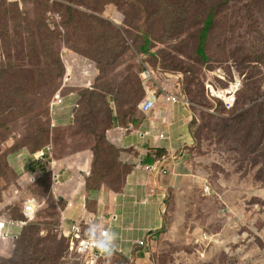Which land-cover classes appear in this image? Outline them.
Instances as JSON below:
<instances>
[{"label": "rangeland", "instance_id": "obj_1", "mask_svg": "<svg viewBox=\"0 0 264 264\" xmlns=\"http://www.w3.org/2000/svg\"><path fill=\"white\" fill-rule=\"evenodd\" d=\"M104 1L109 0H0V22L6 27L0 34V57L3 62L9 57L11 65V71L0 76V220L5 223L0 257L6 256L22 229L24 233L34 227L36 235L28 232L27 237L58 252L53 264H86L84 258L79 257L80 263L63 250L68 234L59 229L67 201L57 198L56 190L65 186V169L56 164L77 153L85 156L94 146L92 134L75 123L79 108L72 98L80 100L86 87L97 86L100 92L104 84L138 74L136 61L141 60L153 77V85H144V92L158 89L156 82L191 111L192 143L184 148L188 169L186 175H171L165 207L160 202L164 225L151 234L149 246L132 245L130 253L123 250L120 258H113L115 254L98 263L264 264V137L254 113L258 106H253L264 104V0H141L146 12L139 11L135 0L103 6ZM70 11L74 20L66 27L62 22ZM209 18L201 55L200 30ZM93 30L106 31L103 49L118 50L120 43L123 50L117 59L120 65L106 68L105 77L89 56ZM57 61L60 80L51 77L58 70ZM237 82L236 104L228 110L222 98ZM112 97L108 100L113 108ZM245 110L241 131L247 126L253 130L244 132L251 134V143L234 128H226ZM131 114L140 121L145 117L138 108ZM118 117L113 108L112 127L128 128ZM36 134L42 147H51L55 168L35 158V152L29 154L32 147L26 136ZM17 154L24 158L23 172L15 167L19 161L8 162ZM105 158L109 164L114 159L122 179L123 169L134 166L130 160L120 161L119 153ZM206 185L210 194L203 191ZM101 187L109 190L101 185L93 191ZM27 199L38 206L32 221L21 213ZM87 200L84 217L98 222L97 207Z\"/></svg>", "mask_w": 264, "mask_h": 264}, {"label": "crops", "instance_id": "obj_2", "mask_svg": "<svg viewBox=\"0 0 264 264\" xmlns=\"http://www.w3.org/2000/svg\"><path fill=\"white\" fill-rule=\"evenodd\" d=\"M152 79V76L150 79H143L144 85L151 83ZM155 86L157 87L156 84ZM148 92L157 97V106L153 112L142 113L145 117L139 124L126 122L128 128L115 126L106 133L110 144L119 150V160H130L134 165L133 170L126 176L120 192L115 193L104 187L95 192L85 188L91 162L90 155L78 157L69 164L63 165L60 162L56 164L65 169L62 172L65 186L61 185L56 190L57 198H62L64 202L68 198L73 204L64 213L63 218L66 222L87 221L84 217L85 200L91 199L97 207L95 218L97 220L100 218L98 222L94 221L95 225L108 227L117 233L118 247L129 253L134 241L142 239L145 235L151 237L153 232H158L163 227V209L160 202H163L165 207L167 202L165 197L173 185L171 175H186L188 165L185 161L184 148L192 143L188 129L192 120L191 111L180 100L170 101L168 96L159 93L156 88ZM124 149H130V152H123ZM156 150L164 152L161 156L163 158L156 159L148 165L154 166V171H146L144 166L147 165L143 163V159L147 153ZM13 157L12 161L9 158V162L17 160L20 162L17 166L23 169L24 158L19 154ZM160 164H162L160 168L168 170L166 176L155 171Z\"/></svg>", "mask_w": 264, "mask_h": 264}, {"label": "trees", "instance_id": "obj_3", "mask_svg": "<svg viewBox=\"0 0 264 264\" xmlns=\"http://www.w3.org/2000/svg\"><path fill=\"white\" fill-rule=\"evenodd\" d=\"M137 8L141 12H146L148 8L145 7L141 0H135ZM115 0H109L104 1L102 3L103 6L114 4ZM13 14L19 15L21 18V13L18 11L13 12ZM74 20L73 12L70 11L68 13V17L63 20V24L66 25V27L71 24V22ZM211 24V18H209L205 24L202 26L200 30V46L198 47V51L201 55H203V41L204 37L208 33L209 26ZM3 28H6L2 22H0V34L3 33ZM93 33H89L91 36V39L89 40L92 48L91 53L89 54L91 59H94L96 61L97 65L100 66V77H105L106 74H103L105 69L108 67H116L119 66V62L117 59L123 55V50L120 48V43H117L119 45V49L115 50V46L113 47V51L109 48V51L106 50V48L103 49L102 46H104V42L106 41V34L105 30L100 31H90ZM60 33H55V37L59 35ZM143 39H149L150 37L147 35L142 36ZM118 41V39H114ZM0 41H2V37H0ZM148 41L145 40V43ZM32 50H36V46H32ZM146 51V49H145ZM110 54L109 56H102L103 53ZM6 57V61L3 62L0 57V76L2 75V72L4 70L11 71V65H10V58ZM133 57H136L134 54ZM135 59V58H134ZM136 61V60H135ZM141 60H137V71L138 74L136 75H127L123 77L121 82L112 83V84H104L101 86L100 92H98L97 86H90L86 87L84 91L80 95V100L72 98L74 101V104H76V107L79 108V115L75 117V123L78 124L79 128L84 133H91L94 137V146L93 151L85 153L87 155L91 156V162L89 166V173L86 177L85 181V188L87 190H94L96 188H99V186L103 185L107 188H109L112 192H120L124 186L125 178L130 172L133 170L134 166H128V168L123 169V179L120 178L119 173H117V165H114V159H110V163L107 162L108 158H105L106 155H112L113 153L118 154L119 150H117L106 138V133L112 129V109L115 108L116 111L119 112L118 122L123 123L125 122H134L135 125L139 124L141 121L135 117L133 114H131L134 110H136L138 103L143 99L145 96L144 92V83L140 78V75L147 70V68L143 67L141 65ZM57 72H53L51 77L53 79L60 80L61 75L59 73V70L61 69L60 61H57ZM36 65V64H35ZM37 76V75H36ZM35 76L36 81H39L41 77L38 75ZM132 78L135 79V83H132ZM16 82L18 80L15 78ZM93 83V82H92ZM91 85V84H90ZM32 91L37 90V88L31 89ZM102 92V93H101ZM111 92V93H110ZM112 97V103L113 108L110 106V101L108 100V96ZM226 98V97H223ZM77 101L79 103H77ZM128 104V105H127ZM130 104V105H129ZM258 106L254 107V113L257 112L256 119L260 122V125L262 126L261 134L264 137V104H258L253 105ZM125 109L126 112L123 110ZM140 112V111H139ZM246 112V113H244ZM241 114L235 118L237 120L236 124L233 126H229L226 128H234L235 132L241 135L244 141H248L251 143L250 138L251 134L244 133L247 130H250L253 132V130L250 129V127L247 126L246 130H242V127H245L244 122L246 120L247 110H245ZM242 123V124H241ZM28 139V143L31 145L32 149L29 152V154H34L35 152V158L39 160H50L51 153L50 150L45 152V156L43 159L38 157V152L45 151L46 148L50 146H41V138L38 137V134L36 135H29L26 136ZM51 148V147H50ZM163 151L156 150L153 153H147L143 159V163L145 165L152 164L156 159H160L161 156H163ZM83 152L81 153V155ZM34 156V155H33ZM80 157V155L77 153L75 156H71L69 158L64 159L61 164H68L72 161H74L76 158ZM54 161V160H53ZM9 162V159H8ZM37 162V160H36ZM45 162V161H44ZM55 162V161H54ZM16 163V161L14 162ZM9 164H13L9 162ZM17 164H19L17 162ZM5 168L7 167V163H4ZM15 166V165H14ZM18 170L22 171V168L19 166H15ZM2 169H0V176ZM3 173V172H2ZM91 177V181L88 180V178ZM88 201L85 200V208L87 209ZM65 209V208H64ZM85 209V213H86ZM66 210V209H65ZM23 216V215H22ZM65 220V219H64ZM86 222V223H85ZM94 222V221H93ZM92 221H84L82 222L83 225V232L87 234V228L89 225L93 224ZM37 229V228H36ZM36 229L32 227L29 231L22 232L19 236V238H16L14 241V244L9 246V248L5 251L4 257H0V264H53L54 259L59 258V254L55 249H52L51 247L46 246H40L41 241L40 239H33L32 237H27V233L29 232L31 235H36ZM61 229V228H59ZM64 236L65 233L60 230ZM23 233V235H22ZM67 234V233H66ZM66 242H62L63 250L66 249ZM52 249V251H50ZM55 250V252H54ZM47 251L50 255L45 257L44 252ZM117 253H114V255ZM76 257V256H74ZM78 259V257H76ZM108 258V257H107ZM106 258V259H107ZM111 258V257H109ZM113 258H120V255L117 254ZM122 258V257H121ZM57 260V259H56ZM63 262L65 263V258L63 257ZM80 262V260L78 259ZM102 262V259L100 260ZM81 263V262H80ZM101 264V263H97ZM110 264H115L111 261Z\"/></svg>", "mask_w": 264, "mask_h": 264}, {"label": "built area", "instance_id": "obj_4", "mask_svg": "<svg viewBox=\"0 0 264 264\" xmlns=\"http://www.w3.org/2000/svg\"><path fill=\"white\" fill-rule=\"evenodd\" d=\"M141 80L143 81V83H145V81L143 79H150L151 76L148 74V71H144L141 75ZM143 78V79H142ZM157 85L158 90L160 91V93L168 96L169 100L172 102L177 101V97H175V95L171 94L168 89H166L165 86H160L159 84H157L156 82H154ZM236 87H238L237 89L240 88V83H234L232 84L231 88H230V93H228L227 96H225L226 98H222V102L224 104V106L226 107V109L230 110L232 109L235 104H236ZM157 106V97L150 94L149 92H145V96L143 97V99L138 103V110L141 113L144 114H148L149 112H153L155 107ZM51 148L48 147L45 149V151H40L38 152V157L43 159L45 156V152L49 151ZM163 158V157H161ZM163 160V159H161ZM50 161L49 164L51 166V168H55V162L50 159L48 160ZM48 161H45V163L48 165ZM158 163V162H157ZM163 164V161H162ZM162 164H160L159 166H157L155 168V171L158 172L161 175L166 176L168 174V170L164 169V168H160V166H162ZM154 166H144V169L146 171H151L153 169ZM160 168V169H159ZM56 179L53 180V183H56ZM203 191L206 194H210V186L206 185L203 189ZM67 203L65 205V209H69L72 207V201L70 199H66ZM37 203L35 202L34 199H27L24 203H23V208H22V215L24 216V218L27 221H32L34 219V215L35 212L37 211ZM62 223H60V227L62 230H65L68 234L67 237V243H66V248L68 253L70 252L71 255H75L76 257H78V259L81 261L80 258H84V261L86 264H97L101 259L105 260L107 258V256L102 255L94 246L93 244L88 240L87 234H85L83 232V225L81 221H72L69 222L68 224L64 223V218L62 217ZM4 222H2L3 224ZM5 224V223H4ZM19 225H23L24 222H19ZM98 228L100 229H104V227L97 225ZM4 225L0 228V233L1 230H3ZM1 235V234H0ZM204 239L207 240L208 236L204 235ZM151 243V239L150 236L145 235L142 239H138L136 241L133 242L132 245L138 247V248H142L145 249L149 246V244ZM123 250L121 248H117L115 253L119 254L122 253ZM121 255V254H119ZM80 257V258H79ZM109 257L106 259L108 260ZM83 263V262H82ZM84 264V263H83Z\"/></svg>", "mask_w": 264, "mask_h": 264}, {"label": "clouds", "instance_id": "obj_5", "mask_svg": "<svg viewBox=\"0 0 264 264\" xmlns=\"http://www.w3.org/2000/svg\"><path fill=\"white\" fill-rule=\"evenodd\" d=\"M86 231L88 240L102 255L107 257L114 255L118 246L117 233L109 229H100L95 224L89 225Z\"/></svg>", "mask_w": 264, "mask_h": 264}, {"label": "bare ground", "instance_id": "obj_6", "mask_svg": "<svg viewBox=\"0 0 264 264\" xmlns=\"http://www.w3.org/2000/svg\"><path fill=\"white\" fill-rule=\"evenodd\" d=\"M3 226L2 221L0 220V228Z\"/></svg>", "mask_w": 264, "mask_h": 264}]
</instances>
